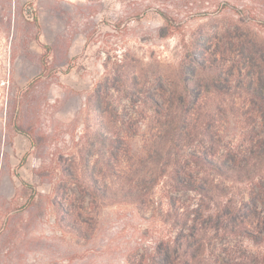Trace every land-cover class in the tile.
Wrapping results in <instances>:
<instances>
[{"label": "rangeland", "instance_id": "374dc122", "mask_svg": "<svg viewBox=\"0 0 264 264\" xmlns=\"http://www.w3.org/2000/svg\"><path fill=\"white\" fill-rule=\"evenodd\" d=\"M237 27L264 50V0H0V264L178 262L170 245L214 206L178 188L166 154H151L156 114L164 118L180 62L190 67L203 59L198 45L211 49L207 39L226 41ZM233 60L237 52L225 65ZM258 69L227 70L216 81L223 94H203L202 105H246L247 87L264 80ZM236 113L220 117L219 151L250 130ZM253 185L226 180L214 199L253 204ZM256 205L245 216L252 234L198 218L192 264L260 263Z\"/></svg>", "mask_w": 264, "mask_h": 264}, {"label": "trees", "instance_id": "16d2710c", "mask_svg": "<svg viewBox=\"0 0 264 264\" xmlns=\"http://www.w3.org/2000/svg\"><path fill=\"white\" fill-rule=\"evenodd\" d=\"M166 20L171 25V19ZM250 38L248 32L244 33V27H237L233 33L227 35L226 41L216 40L214 43L207 39L208 45H213L211 49L209 46L204 48L198 45L203 59L193 58L190 67L184 60L180 62L177 83L170 85L168 96L160 105L164 118L161 119L156 114V124L162 133L155 135L151 154L154 157L166 154L170 159L168 165L171 178L178 188L194 191L200 197L201 204L212 203L214 206L212 213H202L184 225L189 230L188 234L192 236L190 239L185 238L186 236L181 237L180 233L177 240L170 245L171 261L179 259L174 264H192L191 260H195V250L202 246L196 237L202 232L201 228H198L199 219H202L201 223L204 224L210 220L217 222L223 217L235 230L252 234L250 227L255 224L252 225L248 217H245L246 213L256 212V202L264 210V182L261 180L263 178L261 173L264 171V80L259 76L252 88L247 87V95L253 99L246 105L224 106L221 102H216L205 106L200 101L203 94L212 93L218 96L223 94L224 91L217 87L216 81H220L221 75L232 67L236 69L238 77L244 74L245 78L250 76V73H242V66L248 71H251L253 66L259 67L258 72L264 69V50L256 48ZM232 52L233 54L237 52L239 60H233L232 65H225L224 59ZM203 74L208 75V79L211 80H207L206 83L202 81L200 75ZM231 108L239 110V113H236L238 117L244 114L243 122L250 130L243 133L239 145L219 151V126L223 123L220 117L227 114ZM257 118L259 121H256ZM194 144L198 149L191 150L190 147ZM195 165H199L202 172L200 175L199 172H194L192 166ZM226 180H230L231 183L253 181L250 199L256 202L249 204V199L243 200L245 196L238 202L232 200H227L223 204L216 202L214 195L217 196L218 189ZM118 188L125 196L130 194L131 201H138L134 197L136 192L130 187L127 188V184H121ZM195 212L197 215L200 213L198 208ZM258 224L264 226V214L260 220L258 219ZM190 249L194 251L189 254ZM188 254L191 255L189 258ZM248 260V264L257 263L250 261L251 258ZM259 262L257 264H264V252Z\"/></svg>", "mask_w": 264, "mask_h": 264}]
</instances>
